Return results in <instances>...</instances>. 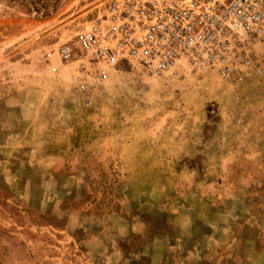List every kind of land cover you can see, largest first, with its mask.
Masks as SVG:
<instances>
[{
	"label": "rangeland",
	"instance_id": "374dc122",
	"mask_svg": "<svg viewBox=\"0 0 264 264\" xmlns=\"http://www.w3.org/2000/svg\"><path fill=\"white\" fill-rule=\"evenodd\" d=\"M105 1L0 0V264H264V80L81 91L59 49Z\"/></svg>",
	"mask_w": 264,
	"mask_h": 264
},
{
	"label": "built area",
	"instance_id": "2783aa9c",
	"mask_svg": "<svg viewBox=\"0 0 264 264\" xmlns=\"http://www.w3.org/2000/svg\"><path fill=\"white\" fill-rule=\"evenodd\" d=\"M59 57L78 62L81 91L88 65L100 79L130 68L155 79L191 72L232 85L259 82L264 0H106Z\"/></svg>",
	"mask_w": 264,
	"mask_h": 264
}]
</instances>
